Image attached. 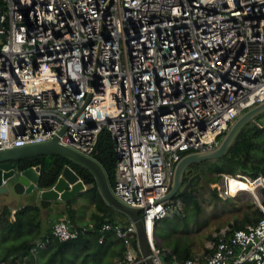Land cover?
<instances>
[{"label":"built area","instance_id":"built-area-1","mask_svg":"<svg viewBox=\"0 0 264 264\" xmlns=\"http://www.w3.org/2000/svg\"><path fill=\"white\" fill-rule=\"evenodd\" d=\"M0 17V148L57 135L92 156L105 126L116 157L111 189L142 207L162 264L168 249L154 223L181 205L164 198L176 162L216 148L242 112L264 101V0H0ZM231 179L246 187L231 192ZM218 180L230 195L257 198L264 186L261 173L240 170ZM90 226L58 218L50 233L64 240ZM98 230L99 241L111 231L124 242L118 263L136 264L131 220ZM206 247L184 263L264 264V215L214 227Z\"/></svg>","mask_w":264,"mask_h":264},{"label":"trees","instance_id":"trees-1","mask_svg":"<svg viewBox=\"0 0 264 264\" xmlns=\"http://www.w3.org/2000/svg\"><path fill=\"white\" fill-rule=\"evenodd\" d=\"M263 112H260L242 126L228 149L222 155L211 158V163L208 165L211 176L208 178V181L211 193L214 196H218L216 181L220 178L221 172L234 173L240 170L250 175L261 173L264 176V123L258 120V116ZM92 156L102 165L109 183L112 184L116 157L113 139L105 126L101 128L97 135ZM203 160L192 162L190 165H193L197 172ZM15 161L20 166H38V185L40 187L52 185L62 167L65 164L70 165L82 180L89 184L88 187L81 191L89 193L91 202L94 205L90 221L92 226L76 237L60 240L53 237L50 233L51 223L54 219L50 221V225L43 227L44 225L40 217L41 207L38 203H26L19 206L11 218L7 215L9 214V210L4 206L0 210V238L9 239V242L5 245L4 250H2L3 254L0 257V264L1 260L5 259L8 255H11L12 258L6 264H100V261H102L100 259L105 248L112 241L117 242L116 254L118 259L123 256L125 252L124 242L111 231L106 232L102 241H99L98 227L103 221L119 223L125 226L130 222V219L123 212L105 201L99 191L94 174L90 169L55 151L37 152L17 158ZM187 179L188 174H184L183 182H186ZM195 188L197 186L191 185L186 189H178L172 198L174 200L179 198L184 207L191 206L192 213L197 214L201 209V204ZM261 191H263L261 204L264 206V186ZM76 195L66 200L68 204L66 211L72 219L74 214L70 204L75 201ZM176 212L172 213L173 215L170 214L171 216L165 215L155 219V235L160 220L169 222V220H175L179 216L181 219L186 217V215H180L178 211ZM263 215L262 209L256 206L252 212L245 211L240 218H235L233 224L234 226H242L247 222H255ZM72 222L85 224L73 220ZM85 225H88V223ZM168 235L169 233L161 235L164 243L168 241ZM47 237L49 240L44 247L38 248L36 251L31 250V246L35 243L36 239ZM132 246L137 250L135 232L132 235ZM204 249L206 250L207 247L205 246ZM192 255L191 245L184 241L179 242L176 240L170 245V249L161 255V262L162 264H185L184 260ZM201 262L204 263L202 260H196L192 264ZM102 264L112 263L110 259H107L102 261ZM113 264L121 263L113 262Z\"/></svg>","mask_w":264,"mask_h":264},{"label":"water","instance_id":"water-1","mask_svg":"<svg viewBox=\"0 0 264 264\" xmlns=\"http://www.w3.org/2000/svg\"><path fill=\"white\" fill-rule=\"evenodd\" d=\"M2 25L3 20L0 17V27ZM262 111H264V101L242 112L230 125L216 148L207 151L187 152L182 155L175 164L171 185L168 192L164 195V198H171L178 189H186L195 184L199 179L198 172L188 177L186 182H183L186 166L195 161L222 155L228 149L242 126ZM42 151L60 152L80 165L90 169L94 174L99 191L105 201L123 212L135 226L138 249V256L135 258L136 264H156L153 253L148 245L144 222L140 213L142 207L128 204L119 199L113 193L102 165L93 156L84 154L60 142L57 135L42 141L0 148V195L9 194L11 191L30 192L37 188V194L33 195L34 201L40 206H47L56 199L69 200L80 190L89 186L70 165L65 164L52 185L40 187L38 185V166H20L15 160L22 156Z\"/></svg>","mask_w":264,"mask_h":264},{"label":"rangeland","instance_id":"rangeland-1","mask_svg":"<svg viewBox=\"0 0 264 264\" xmlns=\"http://www.w3.org/2000/svg\"><path fill=\"white\" fill-rule=\"evenodd\" d=\"M258 120L264 123V112L261 113L260 116H258ZM209 163H211V158L203 160L200 163V168L197 171L199 173V179L195 184H193L194 186H197V188H195V191L197 192V197L201 204L200 211L197 214L192 213L191 206L184 207L181 203L180 207L178 208V213L180 215H186V217L181 219V217L179 216L175 220H169V222L164 220L159 221L156 230L157 236H155L158 244L163 246L164 248L169 250L170 245L177 240L179 242L184 241L191 245L193 254L201 253V251H203V249L205 248L206 242L214 227L234 220L235 218H240L243 213H245V211L252 212L256 206H259L258 202L261 203L263 191H260V194H258L257 198L254 197L251 193L245 191L233 195L224 194V188H220L221 182H219V180L216 181V184L218 186V196H214L211 193L208 181V178L211 176V172L208 169ZM186 168L185 172L186 170H188ZM235 185L243 188L246 187V184L243 181L231 179V192H234L235 189H239L234 188ZM35 194H37V188L33 189L30 192L11 191L9 194L0 195V203H4L6 201L9 202L12 200H21L22 196L27 203H30L31 199H33V195ZM75 201L76 204H78V207L81 209L83 205L91 202V198L87 191H80L77 193ZM49 214L53 215L54 213L50 212ZM56 218L57 217H55L54 219ZM177 224L179 225L177 226ZM165 233H169V235L168 241L164 243V241H162L161 235H164ZM8 242L9 239L0 238V257L3 254L2 250H4V247Z\"/></svg>","mask_w":264,"mask_h":264},{"label":"crops","instance_id":"crops-1","mask_svg":"<svg viewBox=\"0 0 264 264\" xmlns=\"http://www.w3.org/2000/svg\"><path fill=\"white\" fill-rule=\"evenodd\" d=\"M85 189V188H84ZM82 189V190H84ZM81 191V190H80ZM27 202L25 201L24 197L22 196L21 200H12V201H6L4 203H0V210L2 207L6 206V208L9 210L8 217H12L14 211L19 207ZM30 203H37L36 201H33L31 199ZM71 209L73 211V219L70 217V215L67 214L66 207L68 206L67 201L56 199L53 200L49 205L47 206H40V217L43 222V227L50 225V221L53 220L55 217L63 218L68 221H75L79 223H90L91 221V212L93 209V203L89 202L88 204L83 205V207L80 209L78 207V204H76V201L70 204ZM78 207V208H77ZM53 212V215H50L49 213ZM55 220V219H54ZM157 236V235H156ZM117 242L112 241L109 243V246L105 248L104 253L102 254V258L100 260L105 261L107 259L111 260V263L113 262L118 263L116 260L118 259V256L116 254L117 250ZM12 258L11 255H8L5 259L1 260V264L9 263L10 259ZM102 261H100V264H102ZM205 263V262H204ZM204 263H197V264H204Z\"/></svg>","mask_w":264,"mask_h":264},{"label":"flooded vegetation","instance_id":"flooded-vegetation-1","mask_svg":"<svg viewBox=\"0 0 264 264\" xmlns=\"http://www.w3.org/2000/svg\"><path fill=\"white\" fill-rule=\"evenodd\" d=\"M187 168L186 169H189V171H187V172H184V174H188V177H190L191 175H193L194 173H196V171H195V167L192 165H187L186 166Z\"/></svg>","mask_w":264,"mask_h":264},{"label":"bare ground","instance_id":"bare-ground-1","mask_svg":"<svg viewBox=\"0 0 264 264\" xmlns=\"http://www.w3.org/2000/svg\"><path fill=\"white\" fill-rule=\"evenodd\" d=\"M242 181V180H241Z\"/></svg>","mask_w":264,"mask_h":264}]
</instances>
